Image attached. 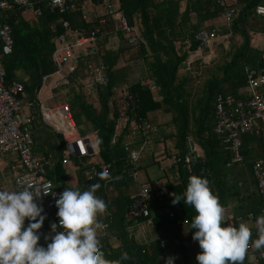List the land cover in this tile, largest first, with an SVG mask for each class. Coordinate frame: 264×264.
Returning a JSON list of instances; mask_svg holds the SVG:
<instances>
[{
  "label": "trees",
  "instance_id": "16d2710c",
  "mask_svg": "<svg viewBox=\"0 0 264 264\" xmlns=\"http://www.w3.org/2000/svg\"><path fill=\"white\" fill-rule=\"evenodd\" d=\"M75 1L78 11L62 14L46 5L47 0H30L33 9L0 10V26L8 24L13 29L12 53L4 55L0 44V66L6 71L7 83H21L28 100L34 103L28 126L32 150L47 158L45 179L52 181L59 193L64 187H70L63 167L67 141L45 124L36 103L43 78L56 72L52 56L57 49V37L64 32L63 23L69 22L71 31L81 30L80 40L100 27L101 15L94 20L83 19L82 6L88 0ZM120 3L129 24L138 27L141 40L129 45L127 36L116 33L108 18L101 27L104 36L96 41V56L90 59L94 67L88 69L85 62L79 61L77 71L69 75L78 87L79 114L92 125L96 134L100 162L93 165H111L107 179L96 177L87 184L92 154L72 158L80 168L75 188L83 190L87 185L100 184L97 195L106 201L107 222L96 231L106 259L119 260L120 264H165L164 258L172 256L174 264H197V253L182 247L184 240L192 239L194 231L190 224L196 213L190 205H185L183 200L173 204L174 197L153 200L149 217L128 222L125 221L126 210L132 204V196L138 192L139 183L151 186L152 198L157 194L155 183H162L169 193L181 196L188 177L194 174L208 179L212 192L230 214L227 222L237 223L241 219L249 226L248 215L254 214L256 218L261 214V197L250 163L261 161L264 164L262 139L243 136L241 153L247 164H235L227 149L226 136L216 132L214 103L219 96L244 98L241 91L249 84L248 72L264 68V47L253 44L255 34L264 36V18L255 13L258 6H264V0H235L234 8L238 12L226 26L217 24L224 18V7L218 0H120ZM35 9H39L40 17L34 14ZM217 27L224 31L230 28L233 35L216 44L217 59L205 64V56L197 53L198 35L203 30L212 33ZM114 35L123 40L124 47L109 48V40ZM125 54L146 67L142 77L131 81L130 69L118 67ZM101 75L108 77L109 82L87 99L83 83ZM116 87H126L128 96L123 99L113 91ZM126 117L128 122L119 133L118 126ZM143 120L157 127L171 144L169 161H157L158 141L151 138L149 142L142 130L134 129L133 123ZM132 135L133 140L129 142ZM135 157L138 160L133 162ZM163 163L166 166L162 167ZM156 166L164 168L162 175L154 180H140V172ZM164 209L174 211L176 218L180 212L188 225L179 227ZM50 225L45 219L39 230L42 245L46 244L44 237L52 235ZM158 238L168 239L169 243L162 246ZM111 239L119 240L120 248H113ZM194 243L200 252L198 242ZM250 247L251 239L244 264H250L248 256L251 254L256 257L252 264H264L261 250ZM122 253H127L126 260H120Z\"/></svg>",
  "mask_w": 264,
  "mask_h": 264
},
{
  "label": "built area",
  "instance_id": "2783aa9c",
  "mask_svg": "<svg viewBox=\"0 0 264 264\" xmlns=\"http://www.w3.org/2000/svg\"><path fill=\"white\" fill-rule=\"evenodd\" d=\"M92 2L93 0H88ZM101 7V17L99 18L98 25L91 32V35L83 38L80 41H71L70 37L73 32L69 22L63 23V34L57 37V49L52 56L53 63L56 67L55 76L65 77L63 67L69 62L70 58H75L76 61H85L86 56H96V41L98 37H103L104 33L101 27L105 26L107 19H111L116 33H121L127 36L129 45H134L141 40L140 32L137 26L130 25L126 16L121 11L120 0H95ZM75 0H47V5L61 14L69 12L70 10L77 12ZM218 4L224 7V19L227 24L231 21L233 16L238 12L234 8L235 0H218ZM14 7L19 8H32L33 4L30 0H10L0 1V10H9ZM256 15L264 18V6H258L255 9ZM34 14L39 16V9L34 10ZM85 21L88 20L87 16L83 15ZM76 33L81 35L82 31L77 30ZM232 31L227 28L226 31L220 30L219 27L215 28L212 33L203 30L198 35L199 45L197 53L199 55L208 56L216 44L223 41L226 37L232 36ZM260 34L253 36L254 41L258 40ZM264 37V36H263ZM0 44L1 50L4 55L12 53L13 47V29L10 25L6 24L0 26ZM84 46L86 51H79V47ZM88 69H91L89 66ZM6 71L0 66V157L15 155L17 157L18 165L22 172L17 175L13 183V190H19L28 185L47 186L49 191L56 190L52 181L45 179L47 175V158L40 154H35L32 150V140L23 128L30 125L31 116L30 110L33 108L34 103L29 101L25 93L24 86L19 82L7 83ZM53 76V75H52ZM51 77V76H50ZM50 77H44L42 84H45ZM248 86L241 91L244 98L235 97L232 95L219 96L214 103V117L216 120V132L220 135H225L227 138V149L231 154V159L235 164L245 166L247 163L242 156L241 138L246 135L259 136L264 144V68L252 69L248 72ZM109 82L106 76H97L89 78L83 83L84 96L88 99L93 96L95 92L102 86ZM147 84H150L149 82ZM153 88V87H152ZM114 92L120 94L125 99L128 96L126 87L113 89ZM36 105L39 107L43 116V109L45 105L37 98ZM128 122V119L125 120ZM125 123V125H126ZM133 127L141 129L143 135L149 141L154 138L158 141V151L156 153L157 161H169V147L171 144L160 134L157 127L152 126L151 123L143 120L139 124L133 123ZM150 142V141H149ZM150 144V143H149ZM172 155V154H171ZM174 161V155L172 156ZM195 159V156H192ZM138 157L133 159L136 162ZM253 177L256 181L257 189L261 197V213L264 211V164L261 161H253L250 163ZM107 168L111 171L110 164H101L100 166L92 165L88 171L87 184L92 182L97 176V173ZM137 178L138 174L133 173ZM154 191H156V198L151 197V186L147 183H139L138 192L132 196V204L127 208L125 214V221H132L138 218H147L151 214V201H162L166 197H174V193H169L162 183L154 184ZM56 197L52 195L40 196L36 198V202L43 208L45 219L51 224L58 223L56 215L57 208L55 206ZM159 204V203H158ZM161 205V204H160ZM169 213V216L176 220L179 227L188 225L180 212L176 213L169 209H164V212ZM247 221L252 230V238H255V217L254 214H249ZM225 219V218H224ZM226 220V219H225ZM239 221H242L239 219ZM221 226H224L222 224ZM162 246L169 243L168 239L158 238ZM193 241L186 239L182 242L184 249L193 247ZM252 248V247H250ZM264 251V249H261ZM260 256L264 260V255ZM256 261L254 255L248 256L250 264Z\"/></svg>",
  "mask_w": 264,
  "mask_h": 264
},
{
  "label": "clouds",
  "instance_id": "9594fccd",
  "mask_svg": "<svg viewBox=\"0 0 264 264\" xmlns=\"http://www.w3.org/2000/svg\"><path fill=\"white\" fill-rule=\"evenodd\" d=\"M109 175L107 168L97 173L99 179ZM99 188V183L83 190L64 187L59 194L40 185L13 191L0 189V264H120L119 260L106 259L99 242L95 222L106 207V201L97 195ZM48 195L56 197L59 219L50 225L54 235L45 236L46 244L42 245L39 230L46 217L36 198ZM181 200L196 213L190 226L194 229L192 239L201 249L196 255L197 264H244L250 239L252 248L264 249V211L255 218L256 236L252 238L247 223L225 220L229 214L225 216L224 206L207 178L190 175L185 191L174 196L172 203ZM127 258V253H122L120 260ZM174 259L164 258L165 264H174Z\"/></svg>",
  "mask_w": 264,
  "mask_h": 264
},
{
  "label": "crops",
  "instance_id": "0c3cea01",
  "mask_svg": "<svg viewBox=\"0 0 264 264\" xmlns=\"http://www.w3.org/2000/svg\"><path fill=\"white\" fill-rule=\"evenodd\" d=\"M83 11L85 15L87 16L88 20H94V18H97V16H100L101 14V7L96 3H91L89 1H86L84 6H82ZM220 26H226L227 22L225 19H220L217 22ZM216 24V25H217ZM73 34L70 37L71 41H77V38L79 39L81 35L76 33V31H72ZM115 36V35H114ZM261 35L258 40L254 41L257 44L254 46L262 48L264 47V40ZM109 48L110 49H119L124 47V42L119 37H111L109 40ZM84 46L81 48L79 47V51H83ZM214 49V53H213ZM211 51L212 55L214 56L217 54L216 46ZM85 51L87 48L84 49ZM210 56V57H211ZM86 56L85 64L87 65V68L91 66V69L94 67V64L91 62V57ZM209 57V56H208ZM79 61L74 62V66L72 69L67 70L65 77H58L55 75H51V77L48 79V81L45 84H42V87L40 91L38 92V99L45 105V108L43 109V120L45 124L51 128L53 131H55L58 134H62L66 141H67V151L65 152V161L63 162V167L65 169L66 174L68 175V181L71 188H75L78 185V175L77 172L80 170L79 167L76 166L75 162L72 160V158H82L86 156L87 154H92V159L90 162L93 164H97L100 162V159L98 157L96 146L95 149L93 148L92 141L93 139L95 141L96 134L93 130L92 125L84 119L82 115L79 114L80 110L77 107L76 97H77V88L74 86V84L71 82L72 78H69V75L77 71V66ZM118 67H127L130 68V80L134 81L138 79L139 77H142V74L146 72V67L142 66L139 62H136L133 60V57L131 59V55H122L120 58V63ZM137 76V78H136ZM45 110L48 112L45 113ZM55 110H63L62 113L55 114ZM127 119L124 118L122 121L125 122ZM126 123V122H125ZM31 124V123H30ZM88 124L92 127V132L90 135L85 134V132L80 131L79 133L82 135L80 138H76L75 140L71 141L70 137H67L66 129L70 125L72 128H80L83 126V128H88ZM30 126V125H28ZM26 126V132L28 134L29 128ZM29 135V134H28ZM94 135V136H92ZM93 137V138H92ZM95 144V143H94ZM41 155V154H40ZM44 156V155H43ZM22 171L18 165L17 157L15 155H9L6 157H0V189L2 190H9L13 191V183L15 181V178L18 174H20ZM228 215V212H227ZM107 222V214L105 211H102L97 214V219L95 222L96 230L98 228H101L102 226H105ZM52 232V231H51ZM54 235V233H51ZM189 240L193 241V247L189 250L195 251L196 253L199 252V250L195 249V243L194 240L191 238H187ZM111 245L113 248L117 249L120 248L121 243L117 239H111L110 240Z\"/></svg>",
  "mask_w": 264,
  "mask_h": 264
},
{
  "label": "rangeland",
  "instance_id": "374dc122",
  "mask_svg": "<svg viewBox=\"0 0 264 264\" xmlns=\"http://www.w3.org/2000/svg\"><path fill=\"white\" fill-rule=\"evenodd\" d=\"M263 38V40H264V37H262ZM77 41H80V39H78L77 38ZM254 44L256 45L257 43L256 42H254ZM83 47V46H82ZM81 47V48H82ZM84 49H85V47H84ZM83 49V51H85ZM215 51H214V49H213V53H214ZM212 55V53H210L208 56H206L204 59H205V64H208V62H211L212 60H216L217 58V54H215L214 56H211ZM211 56V57H210ZM76 61V59L73 57V58H70L69 59V62L63 67V73L64 74H66V72H67V70H70V69H72L73 68V66H74V62ZM188 68V67H187ZM128 69V68H127ZM130 69V68H129ZM130 73H131V70H130ZM136 78H137V76H136ZM77 92H78V89H77ZM118 103H120V101H118ZM47 111L45 110V113H46ZM63 112V110H55V114H59V113H62ZM48 113V112H47ZM126 125H125V122H123V121H121L120 122V124H119V126H118V132L120 133L122 130H123V128L125 127ZM88 127H89V129L88 128H83V126L82 127H80L79 129L78 128H76V127H74V128H72L70 125L67 127V129H66V136L67 137H70L71 138V141H73V140H75L77 137L78 138H80L82 135L79 133L80 131H84L85 132V134H87V135H90L91 134V132L93 131L92 130V127H91V125H89L88 124ZM92 136H94V135H92ZM93 138V137H92ZM128 140H129V142H131L132 140H133V135L131 136V137H129L128 138ZM91 141H92V145H93V148L95 149V141L93 140V139H91ZM96 150V149H95ZM164 166H166V163H163V166L162 167H164ZM162 167H160V166H156V167H152V168H150L149 170H147V172H145V171H142V172H140L139 173V178H140V180H142V181H144V180H147V179H156L158 176H160V175H162L163 174V170H164V168H162ZM227 212L228 211H226L225 212V216H227ZM228 214H229V212H228ZM229 216H230V214H229Z\"/></svg>",
  "mask_w": 264,
  "mask_h": 264
},
{
  "label": "bare ground",
  "instance_id": "6f19581e",
  "mask_svg": "<svg viewBox=\"0 0 264 264\" xmlns=\"http://www.w3.org/2000/svg\"><path fill=\"white\" fill-rule=\"evenodd\" d=\"M94 4V3H93ZM47 5V4H46ZM46 7V6H45ZM46 9V8H45ZM47 12V11H46ZM34 15V14H33ZM44 16V15H42ZM40 17V16H39ZM62 17V16H61ZM111 29V28H110ZM62 30V29H61ZM57 31V30H56ZM56 35V34H55ZM87 36V35H86ZM144 41V40H143ZM126 42V41H125ZM2 58V57H1ZM94 58V57H93ZM101 59V58H100ZM78 63V62H77ZM3 66V65H2ZM7 76V75H6ZM128 90V89H127ZM243 99V98H242ZM137 122V121H136ZM215 129V128H214ZM141 130V129H140ZM124 132V131H123ZM256 137V136H255ZM257 141V140H256ZM226 143V142H225ZM157 144V143H156ZM154 145V144H153ZM144 147V146H143ZM139 148V147H138ZM145 150V149H144ZM195 151V150H194ZM193 151V152H194ZM154 152V151H153ZM156 152V151H155ZM193 155V154H192ZM201 157V156H200ZM231 157V156H230ZM156 164V163H155ZM234 164V163H233ZM238 165V164H237ZM136 166V165H135ZM167 172V171H166Z\"/></svg>",
  "mask_w": 264,
  "mask_h": 264
}]
</instances>
